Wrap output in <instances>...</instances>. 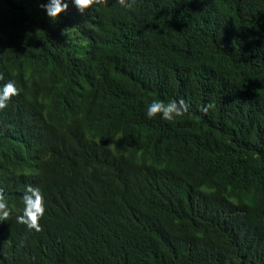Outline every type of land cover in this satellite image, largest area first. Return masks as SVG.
Returning a JSON list of instances; mask_svg holds the SVG:
<instances>
[{
    "label": "trees",
    "instance_id": "16d2710c",
    "mask_svg": "<svg viewBox=\"0 0 264 264\" xmlns=\"http://www.w3.org/2000/svg\"><path fill=\"white\" fill-rule=\"evenodd\" d=\"M45 2L0 0V85L28 118L0 114V183L57 177L46 236L0 226V264H264V0H68L55 20ZM137 56L166 57L171 94L128 76L148 77Z\"/></svg>",
    "mask_w": 264,
    "mask_h": 264
},
{
    "label": "clouds",
    "instance_id": "9594fccd",
    "mask_svg": "<svg viewBox=\"0 0 264 264\" xmlns=\"http://www.w3.org/2000/svg\"><path fill=\"white\" fill-rule=\"evenodd\" d=\"M95 2L96 0H71L72 5L81 14H83L85 10ZM41 7L44 9L46 15L49 18L55 20L59 17L60 13L64 12L68 8V0H47V2L41 4ZM179 10L180 9L178 7L177 11ZM164 58L166 57L137 56L135 57V60H140L147 66L148 77L146 73L141 70H128V72L130 73L128 76H130L133 81L136 80L137 83L141 84L142 86H148L150 88L152 87L155 90L160 91L163 87L164 81L158 84L157 75L154 73V71L160 69L159 60ZM150 69H152L153 72H150ZM171 80L174 81V79ZM174 88L175 86L171 82L172 92L174 91ZM162 93L171 94L170 92L166 91L165 87H163ZM204 110L206 111L207 108H205ZM49 111L50 110L42 111L41 113H39V115L41 116V118H44L48 115ZM186 111H188V105L183 99L172 100L168 103L153 100L151 103L146 105L145 115L147 116V118L152 119L157 115V113H159L160 119L165 121H172L176 116L182 115L183 112ZM0 114L17 125L27 127L28 118L26 116L25 99L21 97L20 89L12 80L5 81L0 85ZM65 173L66 172L59 173V178L66 177ZM51 176L45 181L44 184H40V186H42L41 191L37 188V186L39 185L38 182L23 183L18 189L13 188V183L12 187L7 188L4 184H0V213L6 208L3 213V217H0V221H2V219L6 218L7 215L10 214L8 206L11 200L10 206L13 214L17 216V222L24 224L26 228L25 234L21 241L22 243H25L27 239L37 238L41 240L43 236H46V233L41 234L44 232V230H41L42 220L45 215H48V213L46 212L45 201L47 204L49 203L48 191L53 179L57 178L56 176H54L50 180ZM49 180L50 183L44 197L45 189ZM11 192L14 193V196L11 195L9 197Z\"/></svg>",
    "mask_w": 264,
    "mask_h": 264
},
{
    "label": "bare ground",
    "instance_id": "6f19581e",
    "mask_svg": "<svg viewBox=\"0 0 264 264\" xmlns=\"http://www.w3.org/2000/svg\"><path fill=\"white\" fill-rule=\"evenodd\" d=\"M179 1V0H178ZM183 1V0H182ZM157 2V1H156ZM186 2V1H185ZM161 3V2H160ZM168 5V4H167ZM39 6V5H38ZM188 7V6H187ZM149 8V7H148ZM160 8V7H159ZM168 9V8H167ZM260 10V9H259ZM185 11V10H184ZM264 11V10H263ZM155 13V12H154ZM162 14V13H161ZM147 15V14H146ZM157 15V14H156ZM160 15V14H159ZM189 15V14H188ZM172 17V16H171ZM149 18V17H148ZM163 20V19H162ZM170 20V19H169ZM184 21V20H183ZM257 21V20H256ZM173 24V23H172ZM167 25V24H166ZM157 28V27H156ZM42 49V48H41ZM225 75V74H224ZM227 78V77H226ZM232 78V77H231ZM208 99V98H207ZM224 99V98H223ZM226 99V98H225ZM209 100V99H208ZM203 103V102H202ZM209 103V102H208ZM211 108V107H210ZM217 109V108H216ZM213 114H214V112H213ZM211 116V115H210ZM221 118V117H220ZM214 120H216V119H214ZM212 121V120H211ZM217 121V120H216ZM215 123V122H214ZM210 125V124H209ZM216 125V124H215ZM235 125V124H234ZM224 126V125H223ZM210 127V126H209ZM260 128V127H259ZM232 133V132H231ZM261 133V132H260ZM215 135V134H214ZM235 136V135H234ZM233 137V136H232ZM215 138V137H214ZM205 149V148H204ZM44 162H47V160H45ZM196 164H198V163H196ZM46 165H44V168H46L45 167ZM77 168V167H76ZM239 173V172H238ZM15 180V179H14ZM245 182V181H244ZM2 183V182H1ZM0 183V184H1ZM39 183V185L37 186V188L41 191V188H42V186H40V184L42 183V181H39L38 182ZM245 185V184H244ZM14 186H15V184H14ZM14 188V187H13ZM179 191V190H178ZM186 191V190H185ZM185 194H187V192L185 193ZM11 195H13L14 196V193L13 192H11L10 193V195H9V197L11 196ZM43 195V194H42ZM206 195V194H205ZM129 201H131V200H129ZM176 201V200H175ZM10 202H11V200H10ZM10 202H9V206H8V209L10 210V214L9 215H7V217L6 218H4V219H2V221H0V226H2V227H5V229L8 231V234H7V239L9 238V236H11V235H13L14 237L11 239V241H9V243L8 244H10L13 240H15V241H17V237H18V239H20V238H22L23 236H24V234H25V225L24 224H21V223H18L17 222V220H16V215L15 214H13V211H12V209H11V206H10ZM126 204V203H125ZM129 205V204H128ZM110 207H112V206H110ZM123 207V206H122ZM95 208V207H94ZM97 208V207H96ZM125 208V207H124ZM129 208V207H128ZM103 209V208H102ZM1 210V209H0ZM6 210V208L3 210V211H1V213H0V217H3V213H4V211ZM88 210V209H87ZM92 211V210H91ZM127 211V210H126ZM82 213V212H81ZM100 213V212H99ZM123 213V212H122ZM83 214V213H82ZM127 214V213H126ZM171 215V214H170ZM100 216V215H99ZM111 216V215H110ZM90 218V217H89ZM109 218V217H108ZM124 218V217H123ZM129 218H131V217H129ZM136 218V217H135ZM100 219V218H99ZM91 220V219H90ZM97 220V219H96ZM109 220H111V219H109ZM125 220V219H124ZM88 221V220H87ZM144 221V220H143ZM86 222V221H85ZM139 222V221H138ZM126 223V222H125ZM128 223V222H127ZM141 223V222H140ZM167 223V222H166ZM79 225V224H78ZM139 225V224H138ZM168 226V225H167ZM111 227V226H110ZM145 227V226H144ZM176 227V226H175ZM223 229V228H222ZM15 230H16V232H15ZM22 230V234L21 235H19L18 233L20 232ZM86 230V229H85ZM124 230H126V229H124ZM108 231V230H107ZM139 231V230H138ZM136 232V231H135ZM221 232V231H220ZM74 236V235H73ZM92 236V235H91ZM80 237V236H79ZM91 238V237H90ZM137 238V237H136ZM82 239V238H81ZM87 239V238H86ZM124 239V238H123ZM128 239V238H127ZM158 239V238H157ZM76 241V240H75ZM79 241V240H78ZM95 241V240H94ZM260 242V241H259ZM145 243H146V241H145ZM10 246V245H9ZM9 246H4V250H5V256L6 257H10V256H16V257H18V258H20V259H22V256L19 254V253H13L12 251H11V249H10V247ZM91 247V246H90ZM119 248V247H118ZM122 249V248H121ZM125 249V248H124ZM96 250V249H95ZM104 250V249H103ZM137 250V249H136ZM131 251H133V250H131ZM103 252V251H102ZM147 254V253H146ZM217 254V253H216ZM149 259V258H148ZM253 259V258H252ZM118 261V260H117ZM83 264V263H82Z\"/></svg>",
    "mask_w": 264,
    "mask_h": 264
}]
</instances>
